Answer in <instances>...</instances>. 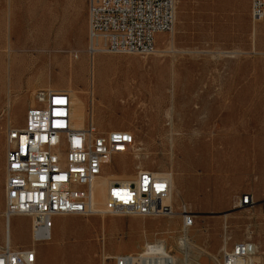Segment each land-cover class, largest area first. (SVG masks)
<instances>
[{"label":"rangeland","instance_id":"374dc122","mask_svg":"<svg viewBox=\"0 0 264 264\" xmlns=\"http://www.w3.org/2000/svg\"><path fill=\"white\" fill-rule=\"evenodd\" d=\"M86 12V0H0V247L6 133L23 125L38 91L70 85L84 103V124L135 138L109 172H170L177 200L171 216H54L36 264H115L153 242L182 264H221L243 240L259 247L264 264V18L251 21L250 0H176L173 27L155 36L154 52L92 58ZM13 54L24 55L21 69H9ZM244 194L256 204H242ZM183 212L193 216L188 229ZM10 224L11 247L30 246V218Z\"/></svg>","mask_w":264,"mask_h":264},{"label":"built area","instance_id":"2783aa9c","mask_svg":"<svg viewBox=\"0 0 264 264\" xmlns=\"http://www.w3.org/2000/svg\"><path fill=\"white\" fill-rule=\"evenodd\" d=\"M95 1H102V8H95ZM175 10L176 0H87L88 54H151L155 36L172 29ZM250 18L253 23L263 20L264 0H250ZM35 101L23 125L6 133L3 213L6 220L29 217L32 242L25 248L1 246L0 264H36V244L48 239L54 216L174 214L170 178L143 168L130 179L109 180L106 199L97 206L95 185L106 177L114 158L133 150L135 138L123 130L99 132L92 121L74 126L72 98L66 91L41 90ZM72 168H80V175L72 176ZM240 202L256 204L250 194ZM260 206L264 211V201ZM193 221L190 213H182L184 228ZM160 243L147 244L137 255L117 256L115 264H177L170 251L159 252ZM221 264L263 262L259 247L243 240L224 251Z\"/></svg>","mask_w":264,"mask_h":264},{"label":"bare ground","instance_id":"6f19581e","mask_svg":"<svg viewBox=\"0 0 264 264\" xmlns=\"http://www.w3.org/2000/svg\"><path fill=\"white\" fill-rule=\"evenodd\" d=\"M95 8H102V1H95ZM253 41V40H252ZM7 44V43H5ZM10 44V42H9ZM167 44V43H166ZM164 45V44H163ZM170 45V44H168ZM8 46V45H5V47ZM7 48V47H6ZM14 48V47H12ZM11 49V46L9 45L8 46V50L10 51ZM14 52H15V49H14ZM161 53V52H160ZM163 53V52H162ZM229 53V52H227ZM11 54V52H10ZM238 54V53H237ZM229 55V54H228ZM233 55V54H232ZM234 56V55H233ZM24 55H21V56H18L17 54H13V56L10 55V58H9V69H17L18 70V67H20V69L22 68V65H23V62L25 61L24 59ZM70 85H68L67 89H52L50 86H48L47 90L46 91H67L71 98H72V104H71V117H72V120H73V125L74 126H77V127H80V126H83L84 125V122H85V110H84V103L82 101V99L79 97L78 95V92L74 91L73 89H71L69 87ZM32 89V88H30ZM28 90V88H27ZM32 91V90H31ZM32 93V92H31ZM33 95V94H32ZM22 96V95H21ZM11 107V105H10ZM10 110V109H9ZM169 116V114H168ZM8 121L9 123L12 122V120L14 119L15 120V117L13 118L12 115H11V112L9 111L8 112ZM7 121V120H6ZM168 121V120H167ZM166 121V122H167ZM174 122V121H173ZM172 123V121H171ZM86 124V123H85ZM211 125V124H210ZM173 126V125H172ZM174 126H175V123H174ZM173 126V128H174ZM178 128V127H177ZM174 130V129H173ZM172 130V131H173ZM168 131H171V130H168ZM211 131V130H210ZM132 133V132H131ZM130 133V134H131ZM171 133V132H170ZM179 133V132H178ZM197 134H199V132H196ZM206 133V132H205ZM181 134V133H180ZM213 134V133H212ZM199 135H202V133L200 132ZM218 135V134H217ZM131 136H133V134H131ZM178 136V135H177ZM134 137V136H133ZM201 137V136H200ZM211 138V137H210ZM210 144H214V140L211 139L210 140ZM139 150H142V149H139ZM138 151V150H137ZM134 153V152H133ZM148 153V152H146ZM143 154V153H142ZM140 155L139 152H135L134 154V158H137V159H140ZM145 155V154H144ZM143 155V156H144ZM133 157V156H132ZM142 161V160H141ZM154 163V162H153ZM137 164V163H136ZM140 165L142 164L139 163ZM151 164V162H150ZM157 165V164H156ZM137 166V165H136ZM139 166V165H138ZM109 168V167H108ZM211 168V167H210ZM154 171V170H153ZM155 173H160V172H155ZM165 173V172H164ZM167 174V176L170 178V181H171V197H170V202L173 201V200H177V195L173 194L172 193V183H173V175L172 173L168 172V173H165ZM80 175V168H72V176H79ZM127 174L125 175H118L115 173H111L109 172V170L106 171V177L100 181L97 185H95V192L93 194V200H94V203L97 205V206H101L103 205L105 199H106V186H107V183L109 180H114V179H130L129 177L126 176ZM130 176V175H129ZM255 176V175H254ZM178 178V177H177ZM175 183H176V180H175ZM179 183V182H178ZM176 186V185H175ZM179 187V186H178ZM177 187V189H178ZM176 188V187H175ZM180 189V188H179ZM174 191V190H173ZM181 193V192H180ZM180 198V197H179ZM251 216V215H250ZM31 220V219H30ZM262 221V220H261ZM4 237H5V243L7 244H10V241H11V238H12V229H11V224H10V220H5V224H4ZM31 232V231H30ZM31 235H33V233L31 232ZM35 235V233H34ZM185 236H186V233H185ZM184 239V238H183ZM187 239V238H185ZM184 239V240H185ZM181 240V239H180ZM185 242V241H184ZM189 243V242H188ZM162 245V247L160 248L159 252L161 254H163L164 252L167 251V245L164 243V242H161L160 243ZM186 244V243H185ZM147 245V244H146ZM145 245V247H146ZM188 245V244H187ZM144 247V248H145ZM184 247V246H183ZM227 247V246H225ZM224 247V248H225ZM224 250V249H223ZM179 251V250H178ZM182 253V252H181ZM180 253V254H181ZM184 253V252H183ZM143 254H148L147 252L146 253H143ZM264 254V253H263ZM178 255V254H177ZM133 256V255H131ZM184 256V255H182ZM216 257V256H215ZM214 257V259H215ZM262 257V256H261ZM104 259V258H103ZM102 259V260H103ZM175 261L177 262V264H182V258L177 256L176 258H174ZM105 260V259H104ZM185 260V258H184ZM186 262V261H185ZM184 263V262H183Z\"/></svg>","mask_w":264,"mask_h":264},{"label":"crops","instance_id":"0c3cea01","mask_svg":"<svg viewBox=\"0 0 264 264\" xmlns=\"http://www.w3.org/2000/svg\"><path fill=\"white\" fill-rule=\"evenodd\" d=\"M86 2H87V0H86ZM69 17H70V16H69ZM72 17H73V16H71L70 19H72ZM86 17H87V12H86ZM86 19H87V33H88V18H86ZM23 122H24V120H23Z\"/></svg>","mask_w":264,"mask_h":264}]
</instances>
